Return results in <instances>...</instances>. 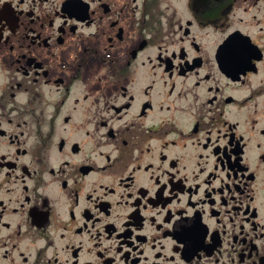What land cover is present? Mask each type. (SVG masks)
Returning <instances> with one entry per match:
<instances>
[{"label":"flooded vegetation","instance_id":"af4514ba","mask_svg":"<svg viewBox=\"0 0 264 264\" xmlns=\"http://www.w3.org/2000/svg\"><path fill=\"white\" fill-rule=\"evenodd\" d=\"M0 264H264V0H0Z\"/></svg>","mask_w":264,"mask_h":264}]
</instances>
